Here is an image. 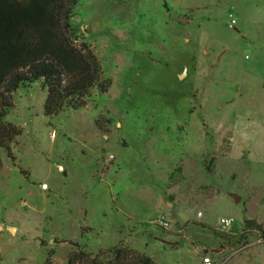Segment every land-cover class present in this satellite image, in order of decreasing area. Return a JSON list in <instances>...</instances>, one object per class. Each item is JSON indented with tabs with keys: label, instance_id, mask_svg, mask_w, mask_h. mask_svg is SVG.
Segmentation results:
<instances>
[{
	"label": "rangeland",
	"instance_id": "rangeland-1",
	"mask_svg": "<svg viewBox=\"0 0 264 264\" xmlns=\"http://www.w3.org/2000/svg\"><path fill=\"white\" fill-rule=\"evenodd\" d=\"M73 24L109 89L53 118L41 83L0 90V264L119 242L155 264H198L201 244L264 264V0H79Z\"/></svg>",
	"mask_w": 264,
	"mask_h": 264
},
{
	"label": "trees",
	"instance_id": "trees-1",
	"mask_svg": "<svg viewBox=\"0 0 264 264\" xmlns=\"http://www.w3.org/2000/svg\"><path fill=\"white\" fill-rule=\"evenodd\" d=\"M78 4L79 0H0V90L13 95L23 85L41 83L47 93L48 118L80 111L93 89L101 94L109 89L102 84L99 58L73 24ZM3 106L11 107L6 99ZM5 117L6 111L0 112V120ZM245 225L261 231L254 221ZM76 248L68 264H155L129 246L98 254L77 244ZM50 257L52 253L45 264Z\"/></svg>",
	"mask_w": 264,
	"mask_h": 264
},
{
	"label": "built area",
	"instance_id": "built-area-1",
	"mask_svg": "<svg viewBox=\"0 0 264 264\" xmlns=\"http://www.w3.org/2000/svg\"><path fill=\"white\" fill-rule=\"evenodd\" d=\"M233 17L234 16L232 14L229 15V19L231 20V27H233L234 24H235V21L233 20ZM109 158H110V160H113V156H110ZM156 224L160 228H162L164 230H168L170 228V223L167 220H165L164 218L159 219L156 222ZM221 225L224 226V227H226V228H230L233 225V220L232 219H230V220L223 219V220H221ZM199 264H217V263L210 257L209 254H206L205 253L202 256L201 261H200Z\"/></svg>",
	"mask_w": 264,
	"mask_h": 264
},
{
	"label": "crops",
	"instance_id": "crops-1",
	"mask_svg": "<svg viewBox=\"0 0 264 264\" xmlns=\"http://www.w3.org/2000/svg\"><path fill=\"white\" fill-rule=\"evenodd\" d=\"M235 4H238L237 3V1L235 2ZM230 14H232V13H230ZM229 14V15H230ZM190 15H191V19H188V21H187V23H193V16L195 15V12L194 11H192V12H190ZM233 15V14H232ZM181 69H182V67H181ZM188 71H189V69H188V67H186V66H184V68H183V70H180V72L177 74L179 77L181 76L180 74H183V73H185L186 74V78L188 77ZM184 165V164H183ZM135 171V170H134ZM170 215V214H169ZM178 239V238H177ZM183 240H186V236L185 237H183V239L182 240H179V242H175L174 244H177V246H176V248H178V246L180 245V243L183 241ZM118 245H123V246H127V243L126 242H119L116 246H118ZM206 244H201V246L200 247H198V246H195L194 247V249H195V252L199 255V262H198V264L200 263V261H201V258H202V256L206 253L205 251H206V246H205ZM113 247H115V246H113Z\"/></svg>",
	"mask_w": 264,
	"mask_h": 264
},
{
	"label": "water",
	"instance_id": "water-1",
	"mask_svg": "<svg viewBox=\"0 0 264 264\" xmlns=\"http://www.w3.org/2000/svg\"><path fill=\"white\" fill-rule=\"evenodd\" d=\"M231 197H232L235 201H237V199H238V197H237L236 195H231Z\"/></svg>",
	"mask_w": 264,
	"mask_h": 264
}]
</instances>
